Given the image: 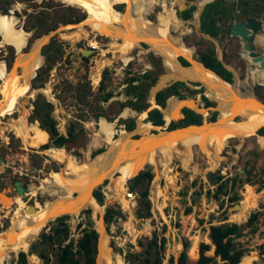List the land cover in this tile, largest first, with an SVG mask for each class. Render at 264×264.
Instances as JSON below:
<instances>
[{"label":"rangeland","instance_id":"rangeland-1","mask_svg":"<svg viewBox=\"0 0 264 264\" xmlns=\"http://www.w3.org/2000/svg\"><path fill=\"white\" fill-rule=\"evenodd\" d=\"M120 1L113 4V6L122 12L125 11V3ZM172 1L149 0L151 4L143 16L145 15L144 17L151 22H156L157 18L159 19L160 17L161 19L163 16L162 7L167 5L168 9L174 12L177 18L182 21L180 27L171 29L170 33L172 36L179 37L184 45L192 49V60H197L198 54L207 47H216L217 44L219 51L220 44L218 40L215 37L205 36L199 33L198 30L191 28V24L187 25L186 20L178 17L175 11L177 9L182 11L186 6L180 4L176 9L171 4ZM160 2L162 5H159ZM241 6V4L235 5V8L231 11ZM254 6L258 7L255 15L260 16L264 20V9H261L262 7L260 8L258 3ZM81 13H85V17L87 16L85 10L59 0H0V14L12 16L15 27L28 32L27 43L22 47L21 51L30 53L37 39L42 36L50 37L48 42H42L38 47L39 54L42 57V63L35 69V73L30 78L28 91L15 103L14 111L0 116V142L2 141L4 143V147L0 146V158L4 159L3 163H0V190H6L10 196L16 193V189L12 192L5 184L6 180H4L11 173L10 167H12L14 171L18 169L28 172L29 176L26 179V184L29 186L27 189L30 192L29 195L33 196L32 199L30 198L26 201L23 195L14 198V203L9 204L0 201L2 203L0 204V232L12 227L15 221L23 217V207L26 204H33L35 207L34 210H36L43 206L46 199H51L56 196V193L50 197L46 196L47 194L42 187L43 185L50 188L52 181H55L57 178L72 175L76 170V166L84 162L85 159L87 163L81 164L78 170L80 174L86 173L88 165L92 162L89 158L97 155L95 157L96 159L103 154L107 146L110 147V143L105 142L102 137L98 138L94 135V132L98 131L100 119L105 118L107 122L113 124V138L115 139L121 130L129 132V137L132 136V138H138L140 136V134L134 132V129L136 127L137 117L142 112L137 113L136 110L128 106L124 108H120L119 106V102L125 101L129 97L124 92L127 84L124 82L126 78L133 77L134 75L139 76L148 70L156 73V80L153 83L149 82L146 87L144 101L147 106L145 108L146 111H144L145 113L147 110L149 111L154 108L159 109L161 112L162 109L167 107L169 101L173 100L172 97L179 99L171 95L165 100L164 106L156 102H154V105L151 104L149 100L151 91L154 92L152 94H154L153 99L155 101L156 92L169 86L171 82H174L167 81V84L161 87L165 84L162 85V80L167 74L163 59L149 45L147 47L146 44L148 43L143 39H137L139 46H125L120 40H113L93 31L83 22L84 19L77 23L62 24L59 22L62 18H66L67 15L76 17L81 15ZM225 27L227 28L228 25L226 24ZM47 28L50 30L45 32ZM259 35H262L260 36V40L263 39L264 31L257 34V41ZM227 38L229 41L223 39V46L231 49L232 53L233 51H238V45L235 46L231 40L237 37L230 38L227 35ZM260 40L259 42L261 43ZM51 41L60 46L57 54L45 48ZM260 46L264 52V45L261 43ZM82 49H91L94 51L88 56H84L81 52ZM116 53L119 55V58L117 57L113 60V54ZM12 55L14 56L13 59L11 58ZM127 55H130L131 58H125ZM107 56L112 57V60L110 61ZM152 56L154 57L152 58ZM16 57V50L13 46L9 44H2L0 46V61L5 64L7 69L11 68ZM52 57H54V60L51 59ZM178 57H182L188 63H191L182 55H178L177 60ZM124 58L128 60L125 64L123 62ZM231 59L233 58L231 57ZM248 61L251 62L250 58L246 55L240 60L235 58L234 63H229L228 68L233 72L231 83L235 82L243 92L255 94L257 97L261 96L260 99L264 101L263 71L258 70L257 65H250ZM93 65L104 66L100 73L94 70L96 77L100 75L96 83L90 77V71ZM95 69L98 70L97 67ZM103 69H107L109 74L104 79L105 90L100 91L98 85L102 78ZM16 72H20L18 65L16 66ZM257 77L263 84H259L261 86L255 88L257 85ZM132 83L137 84L138 81L135 80ZM185 84L189 87V90L182 89V94L184 95L182 99H194L195 107L183 104L184 106L181 105L179 108L180 114H182L181 116L178 109L177 115H164V121L167 120L168 122L170 116H175L176 119H172L171 121L177 122L183 117L181 111L183 108H188L194 113L199 114L201 121H216L219 118V110L217 104L210 98L208 92L204 89L201 92H191L192 90H198L200 88L199 85H196L195 82ZM106 91H112L113 95L107 101H103L102 95ZM31 92H33L32 95L30 94ZM202 94L213 102L212 105L204 106L201 100ZM1 98L2 94L0 91V100ZM35 99H44L52 104L51 114L56 119V126L59 133L66 135L67 128L71 123H77L82 128V131L77 132L87 135L85 142L86 149L84 151L79 152L63 145L52 156H48L44 152L46 150L40 148L44 143L37 147H31L26 143L28 139H32L40 133L38 120L32 119L31 116L33 109L32 102ZM261 105L264 106L263 104ZM213 114L215 120L211 121L210 118ZM19 116L21 118L18 121L15 120ZM146 116L147 114L142 120L150 124V128L148 129L149 135L154 132L158 133L159 130L165 132L168 124L171 122L169 121L166 125L165 123L163 125H153L149 121H145ZM128 118H132L134 121V127L131 130H126L122 123L119 124V120H127ZM25 119L27 123H25ZM239 119V117L237 119V116H234L232 121ZM87 126H91L94 129H91V127L88 128ZM157 127L160 129H157ZM257 129L253 130L254 134L239 140L235 145L225 141L222 149L218 152L207 150L203 155L198 149L192 151L191 159L186 165L183 164L182 157L189 151L191 153V149H186L185 146L181 149L177 148V154L171 156L168 170L165 174H161L155 178V172L154 170L152 171L153 178L148 186V199L151 204L150 216L143 218L137 216V210L143 211V205L139 203L137 190L130 192L128 189L127 185L129 182L128 180L126 181V178L129 176L125 178L123 184L116 190L114 196L109 198L114 201H107L105 192H102V188H105L111 180L104 179L100 182L101 184L99 183L100 185L98 187H100L103 193L104 203L100 205L102 206V211L100 213L97 212L94 218L98 217L100 219L102 225H104V232L108 236L106 243L108 258L106 264H128L124 260V255L127 252L140 253L144 249L143 243L146 242L147 238L151 237L152 232L155 230L158 233L163 232L162 235L166 239L162 264H182V257L188 259L186 261V264H188V261H194L198 257L200 243H207L210 246L207 253H213L214 246L209 238L210 225L243 223L246 221L250 212L256 209L261 212L257 222L254 224L257 230L254 233H248L249 228H245L243 231L244 234L236 241L246 249L241 258V264H264V253L262 252L264 249V186L260 188V183L258 182L262 178L260 171L264 170V151L259 149L256 142V135H258L256 133ZM142 138L143 136L135 141L141 140ZM8 141L10 142L9 144L6 143ZM19 146L27 149L20 150ZM97 149H103L100 152L102 154L97 153L92 155ZM144 149L145 146L143 145H140L139 149H136L135 146L130 151L131 156L146 153ZM28 152L31 153V158H28ZM217 154L218 157L214 158ZM156 159H159V157L157 156ZM208 162H213L211 167H209ZM4 164H8L10 167L5 168ZM25 166L26 169L24 170ZM22 167L23 170L21 169ZM4 168L5 171L3 170ZM242 169L245 170L246 177L241 173ZM208 172L209 175H207ZM212 173L223 175L229 181L231 178H234L236 180L234 189L229 191L228 184L225 188L228 190L226 194H220L219 198L214 197L213 192L217 187V183L210 179ZM116 174L114 175L116 176ZM23 177L26 178L25 176ZM27 189H24V192ZM250 192H252V195H250ZM233 194L239 197L237 201L229 200V197ZM22 199L24 201L23 205L20 204ZM245 201L254 202L253 207L247 211L242 220L233 219L232 216L239 210V208L233 209V205L235 203L241 205ZM155 203L159 204V207L155 206ZM108 205L117 208L121 216L115 221L106 224L103 220V213ZM188 208L189 211H187ZM87 209H89L87 213L92 214L91 207L87 206ZM87 209L82 208L81 214H78V218L66 215V222L70 228V237L74 241L80 236L82 229L86 227V212L84 211ZM16 216H19V218H16ZM50 222H53V219L48 224ZM48 224L46 223L42 226L38 233L39 235ZM91 227L94 228V226ZM47 230L48 228L45 229V231ZM190 246L193 248L197 246L195 255L190 254ZM25 252L27 253L28 264H41L40 258L34 253H29V249L25 250ZM16 259L17 255H13L8 261V264H16ZM51 261L54 263L55 256L51 257Z\"/></svg>","mask_w":264,"mask_h":264},{"label":"bare ground","instance_id":"bare-ground-1","mask_svg":"<svg viewBox=\"0 0 264 264\" xmlns=\"http://www.w3.org/2000/svg\"><path fill=\"white\" fill-rule=\"evenodd\" d=\"M59 1L85 10L87 16L83 22L102 36L113 40H120L126 46H139L137 39L146 41L149 47L163 59L167 74L162 80V85L167 81L185 80L189 84L188 80H196L207 84L212 89L219 87V90H215V94L206 90L210 98L217 101L219 118L215 122L204 120L198 126L191 125L185 128L174 129L170 132L159 130L158 133L149 135L148 129L150 128V124L143 122L142 119L146 115L143 111L138 115V119L136 118L137 123L134 129V132L143 136L138 141L130 140L129 132L123 130H121L116 139L113 138V124L107 122L105 118L100 119L98 131L94 132V135L98 138L102 137L105 142L110 143L111 146L107 152L101 153L102 155L99 154L100 156L96 159L95 157L91 158L90 161L92 162L88 165L86 173L80 174L79 170L76 169L72 175L62 176L52 181L50 188L45 185L42 186L47 194L46 196L50 197L54 193H56V196L46 199L41 208L28 212L27 215L15 221L12 227H9L0 234V264H8L11 257L16 255L17 252L27 250L32 240L40 232L42 226L46 223L48 224L56 216L64 214L76 216L82 208L84 209L87 206L92 209L93 226L99 233L96 264H106L108 258L106 250L108 236L104 232V225H102L100 219L98 217L94 218L97 212L100 213L102 211V206H99L92 196V188L100 185V182L104 179H110L111 182L105 186V194L107 201H112L113 199L109 198L114 196L125 178L137 174L144 163H150L153 166L155 178L161 174H165L168 170L171 156L177 154V148L175 147L177 141L181 142L182 147L185 146L186 149H191V153L187 150L189 152L182 157V162L186 165L191 159L192 151L198 149L203 155L207 150L218 152L222 149L224 142H228V137L237 136L239 140H242L254 134V129L264 126V106L255 99L253 94L244 92V97H241L240 92L243 91L239 89V86L235 82L227 83L219 80L212 71L204 69L197 60L191 59V48L184 45L179 37L172 36L170 33L171 29L179 28L182 21L177 18L174 12L168 9L167 5L162 7L163 16L159 20L160 22L154 23L145 18V15L143 16L151 4L149 0H122L130 7V14L123 13L114 8L113 4L120 0ZM113 23H116L118 26L113 27L112 30ZM27 36L28 32L15 27L12 16L0 14V46L2 44H9L17 52V57L11 68L7 69L5 64L0 61V91L2 94L0 116L15 110V103L26 94L29 89L30 78L35 73V69L42 63L38 47L42 42L47 40L48 36H42L37 39L30 53L21 54L22 47L27 43ZM262 38L260 41L264 45V37ZM178 55H182L188 59L191 65L188 67L181 66L177 60ZM246 55L243 54V56ZM125 58L130 59L131 56H126ZM125 58L123 59L124 64L128 61ZM17 65L20 67V72L18 73L16 72ZM193 101L195 102L192 98L169 101L167 107L162 109L163 117L177 115L178 109L183 104L195 107ZM150 102L154 105L153 94L150 97ZM234 116L240 119L232 121ZM90 123L92 124V122ZM91 129L94 128L91 127ZM157 129L160 128L157 127ZM160 137L167 139L165 141L166 144L156 148L154 147V141ZM256 138L259 149L264 151V136L256 135ZM137 144L145 146L144 151L146 150V153L131 156L130 151L135 146L136 149L140 148V145ZM57 150L53 151V153L57 152ZM157 156L159 159H156ZM208 163L209 167H211L213 162ZM5 192L6 190H0V201L7 203L12 202L13 198L24 195V191L19 193L17 190L10 197ZM74 192H76V196H73ZM250 195H252V192H250ZM20 203L23 204L24 201L22 200ZM156 203L155 206L159 207V204ZM253 203L252 201L242 203L239 210L232 216L233 219L242 220L247 211L253 207Z\"/></svg>","mask_w":264,"mask_h":264},{"label":"trees","instance_id":"trees-1","mask_svg":"<svg viewBox=\"0 0 264 264\" xmlns=\"http://www.w3.org/2000/svg\"><path fill=\"white\" fill-rule=\"evenodd\" d=\"M262 7H264V5ZM232 9L233 5H221L216 0L205 4L200 14V27L202 32L212 36H217L221 30L220 27L217 25V22H224L227 14L230 13ZM177 15L178 17L184 20L190 18L191 16L188 9L184 11H178ZM84 18L85 13H81V15L76 17H71L67 15L66 18H62L59 22H61L62 24L77 23L78 21ZM48 30L50 29L47 28L45 32ZM226 31L229 32V26L226 28ZM64 39L72 42L67 38ZM45 48L50 49L54 54H57L60 50V46L57 43L54 44L53 41H51L49 45L45 46ZM13 57L14 56L12 55L11 58L13 59ZM153 57L154 56H152V58ZM111 58L109 57V59ZM51 59L54 60V57H52ZM178 60L184 66H187L189 64L182 57H178ZM197 60L201 62L205 67L210 68L211 70L216 72L222 79L232 82V72L226 69L221 63V61L215 56V51L213 47H207L204 51H201L198 54ZM96 67L100 70V72L103 68L101 66H92L90 71V77L94 82L95 80L93 69ZM108 74V70L103 69L102 78L99 81L98 85V89L100 91L105 90L104 79L106 76H108ZM262 74L264 75V72ZM135 80L138 81L137 84L132 83ZM155 80L156 73L150 70L145 71L139 76L134 75L133 77L131 76L129 78H126L124 82H126L127 84L124 88V92L125 95L129 97L125 101L119 102L120 108L128 106L133 108L137 112L145 110L147 106L144 101L146 87L149 82L153 83ZM256 82L257 85L255 88L260 87L261 85L259 84H263L258 77L256 78ZM195 84L200 85L199 82H195ZM182 89L189 90V87L186 86L185 82H174L169 86L165 87L164 89L156 92L155 102L161 106H164L165 100L171 95L182 99L184 98V95L182 94ZM202 90L203 88L200 87L198 90H192L191 92H201ZM32 94L33 92H31V95ZM205 94L208 96L206 92ZM112 95V91H106L102 95L103 101H107ZM258 97L261 98V96ZM201 100L203 101L204 106H210L213 103L203 94L201 95ZM32 105L33 109L31 112V116L32 119L38 120L40 133H38V135H36L34 138L27 140L26 143L29 146L37 147L40 144L44 143L40 146V148H46L49 145L61 147L65 145L70 138L75 137L78 133L77 131H82V128H80L77 123H71L67 128L66 135L59 133L56 126V119L51 114L52 104L44 99H35L32 102ZM181 111L183 113V117L177 122L171 121L172 119L176 118L170 117L168 122H171L168 124L167 129L172 130L177 127L189 124H201V116L199 114L194 113L188 108H183ZM20 118L21 116H19L15 120L18 121ZM210 120H215L214 114L211 116ZM145 121H149L153 125L164 124L162 114L157 108L147 111ZM121 123L124 125V128L126 130H131L134 127V121L132 118H128L127 120H119V124ZM256 133L260 136H264V126L260 127L256 131ZM101 151H103V149H98L94 153H92V155L100 153ZM217 157L218 154L214 156V158ZM260 175L262 176V178H260L258 182L260 183L261 188L264 186V170L260 171ZM152 178L153 174L151 171L148 170L140 171L133 177L126 178V181L128 180L129 182L127 185L128 189L130 190V192H135L137 190L139 203L143 205V211L139 209L137 210V216L140 218L150 216L151 214V204L148 199V186ZM210 179H212L213 182L217 183V187L213 192V196L216 198H219L220 194H226L228 190H233L236 185V180L234 178H231L229 181V179L224 178L223 175H217L212 173L210 175ZM247 181H249V179H247ZM228 184L229 189L227 190L225 188ZM91 194L98 202V204L102 205L104 203V196L100 190V187L93 190ZM238 199L239 197L236 194H233L231 197H229L230 201H237ZM27 206L28 205L26 204L23 207V216L27 215V213L30 212L27 209ZM81 211L78 214H81ZM187 211H189V208L187 209ZM84 212H89V209ZM78 214L75 216L76 218H78ZM260 214V210L256 209L250 212L246 221L243 223L210 225L209 236L214 246L213 253H207L210 248L207 243H200V253L198 257L194 261H188V264H207L208 262L214 263L216 255H220L221 259L225 264H241V258L244 255L246 249L242 247V245L236 240L244 234L243 231L245 228H249L248 233H254L257 230V227L254 224L257 222ZM68 216L74 217L69 214ZM120 216L121 213L117 208L108 205L104 210L103 220L106 224H109L115 221ZM16 218H19V216H16ZM66 219L67 216L66 214H64L60 217H56L53 222H50L49 225L45 226L43 228L44 231L41 232L39 237L35 239V241L30 245L29 253H34L37 257H39L41 260V264H96V243L98 236L94 229L95 227H91L88 221L86 220V227L82 229L80 236L74 241V239L70 237V229L68 223L66 222ZM46 228H48L47 231H45ZM162 233L163 232L158 233L156 230L153 231L151 237L147 238L146 242L143 243L144 249H142L140 253L127 252L124 255V260H126L128 264H136V262L137 264H162L163 251L165 248L166 240ZM140 246L143 248L142 245ZM196 250L197 246L194 248L190 246L189 248L191 255H195ZM24 251L25 250H20L18 252L16 264H28L27 253ZM262 252L264 253V249L262 250ZM52 256H55L54 263H52L51 261ZM187 260L188 259L182 257V264H186Z\"/></svg>","mask_w":264,"mask_h":264},{"label":"water","instance_id":"water-1","mask_svg":"<svg viewBox=\"0 0 264 264\" xmlns=\"http://www.w3.org/2000/svg\"><path fill=\"white\" fill-rule=\"evenodd\" d=\"M184 6V5H183ZM242 12V15L239 17V18H233V13H229L227 14V17L226 19L229 21H231L230 23V26H229V34L232 36V37H238L241 39V42H242V50L243 52H245L247 54V56L250 58L251 60V63L254 64V65H257V69L258 70H261V71H264V56L256 49L255 47V44H254V40L256 38V35L260 32H263L264 31V22L263 20L259 19L257 16H254V15H248V8L247 7H244V9L241 10ZM238 12V11H236ZM113 27H115V24H112V30H113ZM111 30V31H112ZM50 37L47 38V42L49 41ZM21 54H28V53H25L23 51H20ZM38 52H40L38 50ZM82 54L84 56H88L92 50L91 49H82L81 50ZM17 54V52H16ZM117 56L114 54L113 56V60L116 59ZM199 62V61H198ZM199 64H201L203 66L204 69H207L209 71H212L218 78L219 80L223 81V82H227V83H231L229 81H226L224 79H222L216 72H214L213 70H211L210 68H207L205 67L201 62H199ZM191 63H189L187 66H184V67H188L190 66ZM183 66V65H181ZM166 71V70H165ZM160 78V77H159ZM159 80V79H158ZM157 80V81H158ZM176 81H182V82H185L187 83L185 80H176ZM190 83H193V82H198L196 80H188ZM175 82V81H173ZM172 83V82H171ZM170 83V84H171ZM167 83H165L163 86L161 87H164ZM199 87H202L205 91H209L213 94H215V90L218 89L219 90V87H216L214 89H212L211 87H209L207 84L205 83H202V82H199ZM157 85V84H156ZM158 89V88H156ZM160 89V88H159ZM152 92L151 91V95H152ZM154 93V92H153ZM240 96L241 97H244V92H240ZM154 95V94H153ZM255 99L260 102L261 104L264 105V101L261 100L259 97H257L255 94H253ZM150 100V98H149ZM167 102V101H166ZM216 104H217V101H214ZM162 112V111H161ZM162 115H163V112H162ZM164 118V117H163ZM238 119V117H237ZM204 120L201 121V124L203 123ZM215 122V121H214ZM200 124V125H201ZM191 125H195V124H190V125H186V126H180V127H177L175 129H178V128H185V127H188V126H191ZM195 126H198V125H195ZM174 130V129H172ZM172 130H167L166 129V132H170ZM258 130V129H257ZM190 133V132H188ZM166 137V136H165ZM165 137H160V138H156L155 141H154V147H158V146H162L164 144H166V140L167 139H164ZM170 137V136H169ZM171 138V137H170ZM86 139H87V135L85 133H78L76 135V137H73V138H70L67 142H66V146L69 147L70 149H75L76 151H84L86 149V145H85V142H86ZM130 140H136V139H133V138H129ZM227 141L229 143H231L232 145H235V143H237L239 141V138L237 136H230L227 138ZM175 147L176 148H179L181 149L182 148V144L180 141H177L176 144H175ZM1 161V160H0ZM144 170H149V171H153V166L150 164V163H144L141 170L140 171H144ZM139 171V172H140ZM138 172V173H139ZM137 173V174H138ZM241 173L244 175V177H246V172L244 169L241 170ZM207 175H209V172L207 173ZM15 186L18 190V192H22L23 191V186L21 185L20 181L16 180L15 181ZM98 186L94 187L92 189V191L94 189H96ZM102 192H105V188H102ZM76 194V192H75ZM73 194V196L75 195ZM240 207V204L239 203H235L233 205V209L234 208H239ZM27 209L29 211H31L32 209H34V206L33 204H28L27 206ZM84 209H87L84 208ZM62 215H58L56 217H60ZM55 217V218H56ZM86 220L88 221L89 225L90 226H93L94 225V219L92 218V215L90 213H86ZM54 218V219H55ZM53 219V220H54ZM96 231V229H95ZM97 233V243H96V247H97V250H98V240H99V233L96 231ZM39 235V234H38ZM38 235L34 238V239H37L38 238ZM34 239L32 240L31 244L33 243ZM211 240V238H210ZM30 244V245H31ZM213 244V243H212ZM28 249L30 250V246L28 247ZM27 249V250H28ZM23 251V250H22ZM25 252V251H24ZM98 252V251H97ZM199 253H200V248H199ZM16 255H18V252L16 253ZM96 258H97V255H96ZM97 263V261H96ZM207 264H225L223 262V260L221 259V256L220 255H216L215 256V262H208Z\"/></svg>","mask_w":264,"mask_h":264},{"label":"crops","instance_id":"crops-1","mask_svg":"<svg viewBox=\"0 0 264 264\" xmlns=\"http://www.w3.org/2000/svg\"><path fill=\"white\" fill-rule=\"evenodd\" d=\"M164 1H166V0H164ZM214 0H173L172 1V3L171 4H173L175 7H176V9L178 8V5H180V4H182V5H184V6H186L185 7V9H183L182 11H184V10H189V12H190V14H191V16H190V18H188V19H186V23H187V25H189V24H191V28H193V29H195V30H198L199 31V33H201V34H203V35H205V36H208L209 34H206V33H204V32H202V30H201V27H200V14H201V11H202V9H203V7H204V5L205 4H208V3H210V2H213ZM217 2H219L221 5H233V9L235 8V5H239V4H241V5H246L248 8H249V10L251 11V8L252 7H255L254 5L255 4H259L260 5V8L264 5V0H216ZM229 2V4H227ZM123 3H125V5H128L126 2H123ZM159 5H162L161 4V2L159 3ZM170 5V4H169ZM189 5V6H188ZM192 7V8H191ZM128 8H129V10H128ZM232 9V10H233ZM261 9H264V7H262ZM236 10V9H235ZM234 10V11H235ZM128 11H129V13H128ZM131 9H130V7L129 6H127V9L125 8V11H122L123 13H126V14H130L131 12ZM176 11V14H177V12L178 11H181V10H175ZM233 11H230V13H232ZM229 14V13H228ZM197 18H196V17ZM258 17V16H257ZM259 19H261L262 20V18H260V16L258 17ZM189 19H190V21H189ZM160 20V17H159V19L157 18V21L156 22H154V23H158V22H160L159 21ZM195 22H196V24H195ZM263 22H264V20H263ZM223 23H224V26H223ZM113 24H115V27H117L118 25L116 24V23H113ZM226 24L228 25V23H227V20L225 19V21L223 22V21H220V22H217V25L220 27V32H219V34L217 35V36H212V35H209V36H211V37H215L217 40H218V43L220 44V50L218 51V48H217V44H216V47H214V46H211V47H213L214 48V51H215V56L221 61V63L223 64V66L226 68V69H228V70H230L229 68H228V66H229V63H234V59L236 58V59H238V60H240V59H242V57H244L243 56V54H242V42H241V39L240 38H234V39H231L232 40V42L234 43V45L235 46H237L238 45V48H237V50L238 51H233V53H232V50L231 49H229V48H227V47H224L223 46V39L225 40V41H229V39L227 38V35H228V37H230V38H233L230 34H229V32H227L226 31ZM229 26V25H228ZM190 31H192V30H190ZM257 36V35H256ZM259 40H260V37L258 36V41L256 40V38H255V40H254V44H255V47H256V49L264 56V53H263V51H262V48H261V46H260V42H259ZM126 46V45H125ZM146 46L148 47V44H146ZM130 47H132V46H130ZM236 52V53H235ZM235 53V54H234ZM127 56H130V55H127ZM231 57L233 58V59H231ZM198 61V60H197ZM178 62H179V64L180 65H182L181 63H180V61L178 60ZM248 63L250 64V65H253L251 62H249L248 61ZM184 66V65H183ZM254 66V65H253ZM231 71V70H230ZM232 72V71H231ZM264 72V71H263ZM232 79H233V72H232ZM172 99H177V98H172ZM126 107V106H125ZM124 108V107H123ZM143 111H146V110H142L141 112H143ZM148 111V110H147ZM137 112V111H136ZM137 113H140V112H137ZM146 114H147V112H146ZM182 114H180V116H181ZM163 116V115H162ZM172 117V116H171ZM174 118H175V116H173ZM164 119V118H163ZM151 123V122H150ZM164 123H165V125L168 123L167 122V120L166 121H164ZM157 132H154V133H152V134H156ZM130 138V137H129ZM131 138H132V136H131ZM139 138H141V135L140 136H138V138H134L133 137V139H139ZM111 146V145H110ZM48 147V146H47ZM62 147V146H61ZM101 148V147H100ZM108 148H109V146H107L106 147V150L103 152V153H105V152H107V150H108ZM43 149H46V148H43ZM98 150V149H97ZM101 154V153H100ZM95 155V154H94ZM99 155V154H98ZM97 156V155H96ZM95 156V157H96ZM75 157V156H74ZM76 159V158H75ZM91 158H89V160H90ZM88 160V161H89ZM83 163H87V160L85 159L84 160V162H82L81 164H83ZM81 164H79V165H77L76 166V168L75 169H78V168H80V165ZM118 175V174H117ZM27 189V188H26ZM95 190V189H94ZM93 192V191H92ZM74 194H75V192H74ZM25 195H26V192H25ZM23 196V198H29V197H31V196ZM93 196V195H92ZM34 201V200H33ZM97 202V201H96ZM98 203V202H97ZM99 206H100V204H99ZM209 231H210V228H209ZM209 238H210V236H209ZM212 243V242H211ZM199 248H200V245H199Z\"/></svg>","mask_w":264,"mask_h":264},{"label":"flooded vegetation","instance_id":"flooded-vegetation-1","mask_svg":"<svg viewBox=\"0 0 264 264\" xmlns=\"http://www.w3.org/2000/svg\"><path fill=\"white\" fill-rule=\"evenodd\" d=\"M127 6L128 5H125V8L127 9ZM244 7H247L246 5L245 6H242V7H240V8H237L235 11H233L232 13L234 14L233 15V18L235 19V18H239L241 15H242V9H244ZM248 8V7H247ZM257 8L258 7H252L251 8V11L249 12V8H248V15H254V16H256L255 15V13H256V10H257ZM236 11H238V12H236ZM227 20V19H226ZM227 23H228V25L230 26V23H231V21L229 20H227ZM125 48V47H124ZM92 51H94V50H92ZM106 55V54H105ZM118 58H119V55L116 53L115 54ZM113 56H114V54H113ZM107 58L109 59V57L107 56ZM113 59V58H112ZM112 59H110V61L112 60ZM96 60V59H95ZM98 66H101V67H104V66H102V65H98ZM94 70H96V71H99V73H100V70L98 69H93V72H94ZM94 80H95V82L94 83H96L97 82V77H96V75H95V73H94ZM31 94V93H30ZM26 123V122H25ZM6 143H10L9 141L8 142H6ZM0 146H2V147H4V143L1 141L0 142ZM56 147V146H55ZM58 148H61V147H58ZM19 149L20 150H26L27 148H24V147H22V146H19ZM30 151V150H29ZM27 155L29 156L28 158H31V153H27ZM0 163H3V161H4V159L3 158H0ZM8 164H10V163H8ZM8 164H4V167L5 168H7V167H10ZM5 168L3 169L4 171H5ZM11 168V173L8 175V176H6L5 178H4V180H6V182H5V184L12 190V192L16 189V192H17V188H16V186H15V181L16 180H18V181H20V183H21V185L23 186V188L24 189H26L27 188V184H26V179H28V176H29V174H28V172L25 170L26 169V166H25V168H24V170H25V172L24 171H20V170H18V169H16L15 171L12 169V167H10ZM22 170H23V167L21 168ZM3 170H2V172H3ZM1 172V173H2ZM23 176H25L26 178H24ZM17 177V178H16ZM24 191V190H23ZM26 192V191H25ZM25 192H24V195H25ZM8 196H10L7 192H5ZM11 197V196H10ZM14 199V198H13ZM13 199H12V202H13ZM25 199V198H24ZM23 200V199H22ZM12 202H10V203H12ZM14 203V202H13ZM0 204H2L1 202H0ZM9 204V203H8ZM21 204V203H20ZM24 204V203H23ZM22 204V205H23ZM5 231V230H4ZM3 231V232H4ZM3 232H0V234L1 233H3Z\"/></svg>","mask_w":264,"mask_h":264},{"label":"built area","instance_id":"built-area-1","mask_svg":"<svg viewBox=\"0 0 264 264\" xmlns=\"http://www.w3.org/2000/svg\"><path fill=\"white\" fill-rule=\"evenodd\" d=\"M242 54H246V53L242 51ZM47 148H48V149H47ZM47 148L45 149L46 151H44V152H45L48 156H49V155L52 156L53 151L59 149L58 147H54V146H51V147L49 146V147H47ZM48 152H49L50 154H49ZM28 186H29V185L27 184V188H28ZM29 193H30V192H29V190L27 189V190H26V195H25V196H30ZM30 198L32 199L33 196H31V197H29V198L26 197L25 199H26V201H28V199H30Z\"/></svg>","mask_w":264,"mask_h":264}]
</instances>
